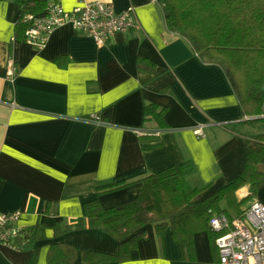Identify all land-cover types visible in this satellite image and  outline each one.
<instances>
[{"label":"crops","instance_id":"1","mask_svg":"<svg viewBox=\"0 0 264 264\" xmlns=\"http://www.w3.org/2000/svg\"><path fill=\"white\" fill-rule=\"evenodd\" d=\"M59 1L72 8L81 0ZM103 1L116 10L131 7L136 24L99 43L63 23L38 46L15 33L18 2L0 0V212L19 210L26 225L47 226L46 237L32 244H0V264H24L35 247V264H47L55 241L117 252L118 241L104 230L85 227L55 236L50 227L57 220L77 221L84 202L96 196L107 207L138 193L135 183L98 194L101 184L189 159L187 180L201 187L193 198L200 200L243 166V134L251 126L240 116L223 68L203 61L186 37L168 30L157 0ZM138 55L152 60L153 68L139 69ZM149 102L166 107L168 126L142 138L137 129L155 127L144 120ZM230 121L239 122L240 133L228 127ZM257 168L264 172V163ZM255 197L264 204V176ZM145 227L128 259L100 264H220L207 230L193 234L191 260L170 226L162 234L153 223ZM64 264L84 263L78 255Z\"/></svg>","mask_w":264,"mask_h":264},{"label":"trees","instance_id":"2","mask_svg":"<svg viewBox=\"0 0 264 264\" xmlns=\"http://www.w3.org/2000/svg\"><path fill=\"white\" fill-rule=\"evenodd\" d=\"M16 1L21 12L15 23V33L26 39L25 30L31 24L26 15L45 9L50 0ZM157 1L168 30L186 37L203 61L218 63L223 68L239 98L240 116L247 117L243 120L262 121L264 126V0ZM137 65L139 69L149 71L154 63L138 55ZM165 112L166 107L156 102L145 104L144 120L155 127L139 135L142 138L156 137L161 128L168 126ZM239 122L230 121L227 125L233 132H239ZM243 135L246 150L240 172L200 200L193 198L201 187L191 185L187 180L193 169L189 159L134 180L99 185L97 192L101 194L136 183L138 193L130 201L107 207L102 206L96 196L84 202L83 214L77 221L62 223L57 220L50 227L55 236L85 227L104 230L118 241V251L79 250L71 243L55 241L49 246L47 264L69 263L78 255L84 264L124 261L130 257L138 239L146 236L148 223H153L159 234L170 226L173 238L191 260L195 258L193 234L207 230L219 261L216 237L225 229H212L210 218L217 213H224L230 219L241 216L250 204L243 205L244 200L255 196L257 183L264 176V172L257 168L258 163H264V130ZM242 188L248 189L243 197H239L238 192ZM46 227L40 223L25 224L15 237L16 248L45 238ZM38 251L39 248L35 247L24 264H35Z\"/></svg>","mask_w":264,"mask_h":264},{"label":"built area","instance_id":"3","mask_svg":"<svg viewBox=\"0 0 264 264\" xmlns=\"http://www.w3.org/2000/svg\"><path fill=\"white\" fill-rule=\"evenodd\" d=\"M26 17L31 19L25 30L26 39L38 46L45 43L54 27L63 23H70L99 43L107 35L127 31L136 24L131 7L116 10L112 3L103 0H81L71 9L59 0H50L45 9ZM8 72H13L11 66ZM209 222L216 231L225 229L216 237L220 264H264V204L260 200L253 199L241 216L230 219L224 213H217ZM24 225L19 210L0 212V244L17 247L15 237Z\"/></svg>","mask_w":264,"mask_h":264},{"label":"rangeland","instance_id":"4","mask_svg":"<svg viewBox=\"0 0 264 264\" xmlns=\"http://www.w3.org/2000/svg\"><path fill=\"white\" fill-rule=\"evenodd\" d=\"M62 4V3H61ZM66 8V7H65ZM73 8V7H72ZM67 9H71V8H67ZM262 121H254V122H249V124H250V126H251V129H250V131L252 132V131H257V130H264V126H263V124L261 123ZM256 128V129H252V128ZM246 192H243V190L241 189V190H239V192H238V196L239 197H243V195L245 194ZM256 197L255 196H253V197H250L249 199L248 198H246L244 201V203H243V205H245L246 203L248 204L249 202L251 203V201L253 200V199H255ZM248 199V200H247Z\"/></svg>","mask_w":264,"mask_h":264}]
</instances>
